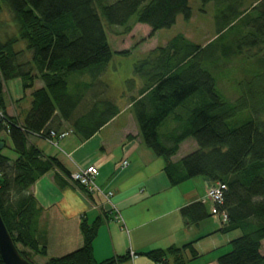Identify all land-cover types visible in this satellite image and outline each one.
<instances>
[{
  "label": "trees",
  "instance_id": "16d2710c",
  "mask_svg": "<svg viewBox=\"0 0 264 264\" xmlns=\"http://www.w3.org/2000/svg\"><path fill=\"white\" fill-rule=\"evenodd\" d=\"M227 1L201 0V4ZM179 15L185 21L190 19L188 0H116L112 4L104 0H0V215L15 247L31 264L28 252L45 254V250L35 239L41 210L29 189L51 171L58 172L55 182L63 186V177L69 173L55 158L28 145V137L49 140L50 132L61 133L65 123L79 135V141L91 137L118 113L114 103L97 100L94 93L95 81L114 55L106 29L122 28L120 35H128L134 25H145L152 37L158 30L171 28ZM223 16L225 24L217 39L204 48L179 35L147 53L133 68L140 84L127 80L124 95L128 94L142 144L165 160V174L172 186L200 177L226 187L218 210L227 220L218 232L239 230L241 234L229 242L230 250L217 258V264H264V84L251 96L260 105L246 102L250 93L243 86L230 103L222 98L205 67L208 59L240 55L245 45H264V0H257L246 11L233 12L231 18ZM238 24L247 33L240 32L227 42L229 32ZM8 28L15 32L9 34ZM223 38L225 45L219 52H211L213 44ZM119 54L127 56L129 52ZM260 64L262 72L250 77L252 85L264 81V58ZM86 73L92 82H77L69 91L68 77ZM13 79L21 81L23 91L32 89L36 81L42 83L32 92L30 108L21 123L5 112L4 83ZM91 96L94 101L87 99ZM85 103L89 105L81 111ZM242 112L247 113L243 121L230 125L229 121ZM170 117L173 128L168 130L166 120ZM187 139L193 140L197 149L173 163L171 158ZM7 141L14 159L2 154L8 148ZM181 215L188 225L213 216L202 203L183 208ZM108 219L105 214L92 222L82 219V246L44 264L128 261L129 254L101 262L93 258L92 242ZM137 255L156 264H187L201 257L194 242Z\"/></svg>",
  "mask_w": 264,
  "mask_h": 264
},
{
  "label": "crops",
  "instance_id": "0c3cea01",
  "mask_svg": "<svg viewBox=\"0 0 264 264\" xmlns=\"http://www.w3.org/2000/svg\"><path fill=\"white\" fill-rule=\"evenodd\" d=\"M100 96L97 93L96 99L104 100L105 97ZM93 98L87 99L94 101ZM105 99L114 103L118 113L86 140L79 141V135L66 123L62 124L61 132L67 131L69 135L60 141L58 148L35 136L28 137V145L35 146L46 157L55 158L69 175L95 165L98 168L96 183L103 191L112 192L108 202L99 194H87L67 177H63L64 185L58 186L54 179L57 171L36 180L30 187L41 210L35 239L40 247H44L45 254L28 252L32 263L44 264L79 249L82 246L80 221L92 222L104 214L109 219L100 225L92 242V255L97 262L171 246L181 248L191 242L198 254L226 246L228 238H220L223 235L218 232L221 226L212 219L188 225L181 215V210L193 203H202L208 212L211 210L212 205L204 201L210 181L198 177L172 186L165 174V160L156 157L142 144L128 98L122 108L114 99ZM29 108L22 116L13 107L5 106V112L21 123ZM97 119L94 121H99ZM166 128L172 129L173 124H166ZM2 137L6 138L4 134ZM184 143H189L188 154L197 149L193 140H185L171 158L173 163L186 156H179ZM7 147L9 154L4 150L2 154L14 159L9 141ZM123 162H127L126 167H122ZM210 239L214 240L206 246L204 241ZM218 257L214 254L211 264H217ZM195 261L187 264H196ZM123 264L156 263L137 255Z\"/></svg>",
  "mask_w": 264,
  "mask_h": 264
},
{
  "label": "rangeland",
  "instance_id": "374dc122",
  "mask_svg": "<svg viewBox=\"0 0 264 264\" xmlns=\"http://www.w3.org/2000/svg\"><path fill=\"white\" fill-rule=\"evenodd\" d=\"M115 1L116 0H104V3L112 4ZM256 1L257 0H228L226 3H221L219 5L214 2L202 5L201 0H188V7L191 12L190 19L185 21L183 17L179 15L175 24L171 28L158 30L152 37H149L150 29L145 25H134L128 35H120L122 28H107L106 34L108 44L114 55L108 63L105 71L101 74L100 78L95 81L94 90L97 92L94 93H99V95L105 98L114 99L117 104L120 105V108H122L126 104L128 98V94L124 95V93H126V81L135 79L136 84H140V81L133 76V68L138 61L145 58L147 53L157 47L165 46L174 37L179 35L183 36L192 44L204 48L209 43L217 39L218 30L225 24L223 15L231 18L233 12L246 11L250 8V6L254 5ZM4 20L9 22L10 18L5 17ZM7 31L9 34H13L15 32L14 28H8ZM240 32L241 34L247 33L246 28L243 30L242 26L238 24L235 30L229 32L228 39L225 40L231 43L233 38H235V36ZM225 40L223 38L215 42L210 51H218L222 44L225 45ZM122 51H128L129 55H120L119 53ZM263 58L264 45H259L255 48H248V46L245 45L242 48V53L240 55L230 58H216L215 60L208 59L205 67L214 77L216 81V89L225 101L230 103L234 102L238 97L241 86H243L245 92L250 93L246 94V102L248 104L254 103L256 105H260L258 102H254L251 96L258 92L259 85L264 84V81L260 79V82L256 81L257 83L255 82L256 84L254 83L255 85H252L251 83L253 79L250 77L252 75L259 76L258 74L262 72L260 60ZM77 82L88 84L91 83L92 80L89 73L83 75L72 74L67 80L68 90L70 91L76 87ZM41 86L42 83L36 81L32 89L23 91L21 81L19 79L7 81L4 83L5 106L10 108L13 107L16 111H19V115L22 116V113L25 114L26 109L30 107L32 92ZM88 96L89 94L87 97ZM88 105L85 103L84 107L81 108V111L85 110ZM246 115V112L236 114V116L229 121V124H239L243 121ZM166 124H173L171 117L166 120ZM66 133L69 135V132L66 131ZM45 141L49 143L48 140ZM60 141L57 142V147L52 146L50 143L49 145L53 148H58ZM188 146L189 143H184L182 145L179 151V156L182 155L183 157L189 153ZM4 152L9 154L7 149H5ZM207 219H212V221L218 226H221L222 223L226 222H223L222 219L217 216H211ZM240 234L241 232L239 230H235L220 235V238L223 240L228 238L227 245L217 249L216 251L200 254V259H197L198 261H195V263L211 264L210 261L212 257H214V254L217 253L218 256H221L227 253L230 250L229 242L239 237ZM210 240L211 241H204V244L207 246L214 239ZM18 247L23 250V248L19 245ZM261 251L264 252V241L262 242Z\"/></svg>",
  "mask_w": 264,
  "mask_h": 264
},
{
  "label": "built area",
  "instance_id": "2783aa9c",
  "mask_svg": "<svg viewBox=\"0 0 264 264\" xmlns=\"http://www.w3.org/2000/svg\"><path fill=\"white\" fill-rule=\"evenodd\" d=\"M49 135L50 138L48 142L52 146L57 147V142H59L62 139H65L68 136V133L50 132ZM126 166H127V162H123L122 167H126ZM97 176H98V168L95 165H89L69 175L67 177V180L79 186L87 194L89 195L99 194L106 201L110 202V199L112 197V192H105L98 186V184L96 183ZM225 190L226 187L220 183L212 184L207 189L204 200L212 205L210 213L213 216L220 217L223 222L227 220L226 214L224 212H219L218 208L222 205L223 194ZM129 257L132 259L135 257V254L129 253Z\"/></svg>",
  "mask_w": 264,
  "mask_h": 264
},
{
  "label": "water",
  "instance_id": "95a60500",
  "mask_svg": "<svg viewBox=\"0 0 264 264\" xmlns=\"http://www.w3.org/2000/svg\"><path fill=\"white\" fill-rule=\"evenodd\" d=\"M3 144L0 143V150ZM0 260L2 264H31L15 247L0 215Z\"/></svg>",
  "mask_w": 264,
  "mask_h": 264
}]
</instances>
